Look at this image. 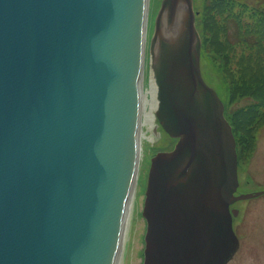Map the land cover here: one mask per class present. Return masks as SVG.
<instances>
[{"label": "water", "instance_id": "obj_1", "mask_svg": "<svg viewBox=\"0 0 264 264\" xmlns=\"http://www.w3.org/2000/svg\"><path fill=\"white\" fill-rule=\"evenodd\" d=\"M149 3V2H148ZM147 0H0V264H115L140 162ZM194 0H164L150 43L159 125L144 264H228L237 142L204 81ZM156 127L154 135L159 137Z\"/></svg>", "mask_w": 264, "mask_h": 264}, {"label": "trees", "instance_id": "obj_2", "mask_svg": "<svg viewBox=\"0 0 264 264\" xmlns=\"http://www.w3.org/2000/svg\"><path fill=\"white\" fill-rule=\"evenodd\" d=\"M200 10L202 61L210 64L208 72L228 92L225 115L239 159L248 161L264 128V7L249 0H205ZM244 101L249 103L232 110Z\"/></svg>", "mask_w": 264, "mask_h": 264}, {"label": "rangeland", "instance_id": "obj_3", "mask_svg": "<svg viewBox=\"0 0 264 264\" xmlns=\"http://www.w3.org/2000/svg\"><path fill=\"white\" fill-rule=\"evenodd\" d=\"M164 0H150L148 11V30L146 45V68H145V87L149 85V48L155 33L156 20L160 13ZM205 0H194L195 9L201 11V6ZM251 5L263 6L264 0H249ZM209 63L202 61V73L206 84L215 89L224 104L228 106V92L224 85L217 81L209 73ZM148 83V84H147ZM249 101H244L239 105L231 106L233 111L245 106ZM231 112V111H229ZM157 116V115H156ZM159 125V121H155ZM143 131L149 136L150 140L143 139L142 158L138 170L135 199L130 218L129 230L127 232L123 250L118 264H144V252L146 249L145 237L147 234V221L143 216L146 203V193L148 179L151 170L152 160L160 153L172 151L174 142L162 128L158 131L160 138L154 135L148 127H143ZM239 189L237 196L253 195L264 192V128L258 134L257 147L252 157L246 161L239 159ZM232 209L239 212V216L234 219V231L240 241V250L230 264H264V195L247 201L237 202Z\"/></svg>", "mask_w": 264, "mask_h": 264}, {"label": "bare ground", "instance_id": "obj_4", "mask_svg": "<svg viewBox=\"0 0 264 264\" xmlns=\"http://www.w3.org/2000/svg\"><path fill=\"white\" fill-rule=\"evenodd\" d=\"M149 0H147V10L149 9ZM145 51H144V65L146 68V45H144ZM149 50V49H148ZM144 68V70H145ZM145 73V72H144ZM143 80H141L140 83V91H139V100H140V111H139V142L141 144V150H140V162L142 158V145H143V139L150 140L151 138L146 135V133L143 131V127H148L150 131L156 129L155 121L157 120L156 113L159 108V101H158V89L155 83L154 78L151 80L150 88L145 90L146 87L145 82L143 83ZM148 84V83H147ZM140 164V163H139ZM137 176L136 175V181H134L130 194L128 196L125 212H124V222H123V230L120 238V247L118 249V255L116 258L115 264L119 263V258L121 256L122 250H123V244L125 242V238L127 235V232L129 230V224H130V218L133 210V204L135 199V191H136V183H137Z\"/></svg>", "mask_w": 264, "mask_h": 264}]
</instances>
